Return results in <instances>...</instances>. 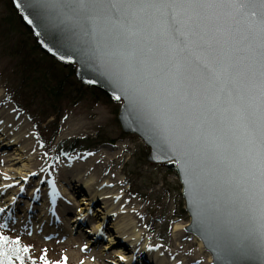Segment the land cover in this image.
<instances>
[{
    "label": "snow or ice",
    "instance_id": "obj_1",
    "mask_svg": "<svg viewBox=\"0 0 264 264\" xmlns=\"http://www.w3.org/2000/svg\"><path fill=\"white\" fill-rule=\"evenodd\" d=\"M31 6L88 38L177 155L214 172L228 226L264 253V0H33ZM0 241L9 238L0 233ZM21 250L29 251L14 249ZM0 257V264H13L7 252ZM40 259L50 264L46 255Z\"/></svg>",
    "mask_w": 264,
    "mask_h": 264
},
{
    "label": "rangeland",
    "instance_id": "obj_2",
    "mask_svg": "<svg viewBox=\"0 0 264 264\" xmlns=\"http://www.w3.org/2000/svg\"><path fill=\"white\" fill-rule=\"evenodd\" d=\"M6 10L4 1L0 0V15H4ZM14 73L13 60L0 48V113L3 115L0 118V208L4 209L0 212V233L9 238L7 243L0 241V248L22 249L26 246L28 252L15 251L24 257L25 264H43L40 257L45 255L50 264L57 261L64 264L65 257L66 264H94L97 256L102 259L98 264H151L147 255L145 258L137 256L136 251H140L142 243L133 248L130 242H124V245L110 243V248L105 249L110 234L116 233L113 226L116 215L108 216V222L95 230L97 223H103L107 215L104 201L91 205L82 222H73L78 210L86 207L82 197H90L95 191V183L99 184L105 177L108 183L103 185L104 192L112 189L129 208L135 210L130 216L136 220L144 239L163 251H168L178 242L181 252L195 254L198 262H206L208 251L201 240L186 229L190 216L184 209L182 184L176 171L165 164L149 162L146 158L149 148L143 140L121 130L117 120L120 106L115 113V104L93 97L77 103L65 102L58 116V132L53 142L46 146L35 125L40 121L39 117L36 118L37 110L29 115L8 101V88L14 86ZM9 114H15V119L12 120ZM4 118L8 121L9 130L2 129L6 124ZM53 120L54 117L45 120L42 127L47 128ZM13 137L24 141L13 144ZM101 138L106 141L99 142ZM85 140L91 141L87 150L77 149L66 159H60L58 146L69 141L79 147ZM97 158L106 161L105 165L102 163L105 176L97 168L89 176L86 171L79 170L82 164L91 160L95 165ZM88 165L91 168V164ZM75 175H80L81 179L94 176L95 183L89 188L81 185L84 191H74ZM56 190L67 192L65 197L68 200L52 202L51 199L61 195ZM118 203L113 207L117 208ZM97 208L104 213H97ZM177 224L181 229L175 231ZM122 228L125 234H131L130 227L123 225ZM17 237L20 245L13 243ZM120 247L129 256L136 255L134 260L121 261V256L115 255ZM77 254L82 255V260ZM12 258L13 262L19 263L14 256Z\"/></svg>",
    "mask_w": 264,
    "mask_h": 264
},
{
    "label": "water",
    "instance_id": "obj_3",
    "mask_svg": "<svg viewBox=\"0 0 264 264\" xmlns=\"http://www.w3.org/2000/svg\"><path fill=\"white\" fill-rule=\"evenodd\" d=\"M11 2L44 52L65 65L74 66L81 83L98 88L120 103L117 120L121 130L143 140L149 148L147 160L165 164L177 172L182 184L184 209L190 216L186 229L201 240L213 264H264V253L228 226L226 196L213 182L214 172L203 165L195 168L177 155L169 140L157 131L142 104L129 98L105 64L93 53L88 38L70 24L53 19L43 10L31 6L33 0ZM116 96L122 98L117 100ZM189 180L191 186L187 182Z\"/></svg>",
    "mask_w": 264,
    "mask_h": 264
},
{
    "label": "trees",
    "instance_id": "obj_4",
    "mask_svg": "<svg viewBox=\"0 0 264 264\" xmlns=\"http://www.w3.org/2000/svg\"><path fill=\"white\" fill-rule=\"evenodd\" d=\"M3 1L7 10L4 15H0V48L13 60L15 68V81L12 82L14 86L8 88V100L29 115L37 110L36 118L39 117L40 121L35 125L46 146L53 142L58 132L60 109L67 101L77 103L93 97L98 101L115 104V113L117 112L120 105L118 102L98 88L81 83L76 77L74 66L65 65L44 52L16 12L11 0ZM50 117H54V120L48 123L47 128H43L42 123ZM102 140L106 141L101 138L99 142ZM73 143L68 141L58 146V156L65 158L71 152L77 149L87 150L88 145H91V141L86 140L79 147ZM0 251L7 252L15 259L18 257L13 248L3 247Z\"/></svg>",
    "mask_w": 264,
    "mask_h": 264
},
{
    "label": "bare ground",
    "instance_id": "obj_5",
    "mask_svg": "<svg viewBox=\"0 0 264 264\" xmlns=\"http://www.w3.org/2000/svg\"><path fill=\"white\" fill-rule=\"evenodd\" d=\"M14 120L15 119V114H9ZM0 118H3V115L0 113ZM5 122H6V126L3 125L4 127H2V129H6L7 128V120L4 118ZM15 122V121H14ZM1 124V123H0ZM9 128V127H8ZM7 128V129H8ZM9 130V129H8ZM24 140H20L18 137H13V144H21V142H23ZM102 163L105 165L106 161H101L100 158H97V162L94 165L93 160L89 161L88 163H86L85 165L82 164L79 167V170L84 172L86 171V175L89 176L90 172H93L94 168H97V170L100 172V174L103 176L106 175L105 172V166H102ZM88 164H91V168L89 167ZM96 171V170H95ZM74 178L76 179L75 181H73L72 185H73V189L74 191H77L79 189H81V191H84V189H82L81 185H84V187H88L92 185H94L95 183V177L91 176L90 178H86V179H81L80 175H75ZM103 180L99 181V184H97V182L95 183V191L91 192V196H83L81 200H85V203H83V205L85 204L86 207H82L81 209L78 210L77 214V218L73 220V222H76V220H80L79 222H82V220L88 216V211L91 209V205L93 206L96 202H100V201H104L105 204V208L103 206V208L107 211V215H105V220L102 223H97L98 225L96 226L95 230L101 229L104 225L105 222H108L109 217L111 214L116 215V218L114 219V223L113 226L115 227V234H110V236L107 239V243L105 245V249L110 248V243L113 245L115 243L117 244H121L124 245V242H130V244L133 247H136L139 243H142V246L140 247V251H136L137 256H141L144 257L146 256L145 254H147V256L150 258L151 262L147 260V262H150L151 264H213L212 259L210 258L209 254L207 256L206 262L205 263H200V261L198 262L197 257L195 254H188V253H184L181 252L178 245L179 243L177 242L175 246H173L172 248H170L168 251H163L161 248H157L155 246H153L148 239H144L143 235H142V231L137 227L136 224V220L130 216L131 214L134 213L135 210H133L132 208H129V206H127V203L122 201L117 195L116 193H114L112 191V189L108 192H104V184L108 183V180L104 178H102ZM78 181L80 182V184H76L78 183ZM72 182V180H71ZM117 185V184H115ZM102 186V187H101ZM97 187V189H96ZM57 193H60L61 195L54 197L53 199H51L52 202H56L60 201V200H64L67 199L65 197V194H67V192H60L59 190H56ZM55 195L57 194L56 192H54ZM52 196V195H51ZM49 197V196H47ZM68 200V199H67ZM119 203L117 204V208L113 207L116 206V202ZM112 202V203H110ZM62 204H67V203H62ZM99 207V206H98ZM67 212H68V207L66 208ZM96 212L98 213H104V211L102 212V210L100 208L96 209ZM90 214V213H89ZM43 216V214H42ZM123 225H126L128 227H130V231L131 234H125L124 232H126L122 227ZM125 227V226H124ZM113 228V227H112ZM181 229V227L177 224L175 226V231ZM124 230V231H121ZM131 235H133L134 237H131ZM96 236V233H95ZM123 239V240H122ZM90 245V242H88ZM200 246L202 245L201 242ZM124 248H118L117 253L115 254L116 256H121L124 257L125 261L128 260V262L132 261V258L134 260V258L136 257V255H128V253L124 252L123 250ZM128 255V256H127ZM78 256V254H77ZM77 256H76V261H77ZM82 256V255H81ZM79 257V260H82V257ZM145 258V257H144ZM95 262L94 264H98V262L101 259V256H97L95 258ZM122 261V259H121ZM85 264H92V263H85ZM138 264H143L141 262H139Z\"/></svg>",
    "mask_w": 264,
    "mask_h": 264
}]
</instances>
